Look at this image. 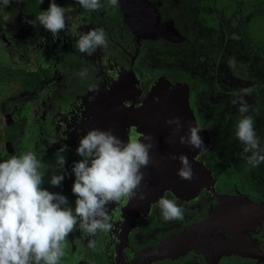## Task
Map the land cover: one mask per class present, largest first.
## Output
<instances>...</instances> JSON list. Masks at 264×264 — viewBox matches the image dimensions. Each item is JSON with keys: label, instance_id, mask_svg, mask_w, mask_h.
Wrapping results in <instances>:
<instances>
[{"label": "rangeland", "instance_id": "obj_1", "mask_svg": "<svg viewBox=\"0 0 264 264\" xmlns=\"http://www.w3.org/2000/svg\"><path fill=\"white\" fill-rule=\"evenodd\" d=\"M195 1L198 2L190 4V8H188L190 15L189 23L193 31L192 35L191 33H183V37L187 40L184 43L185 46H183L185 48H176L174 52L165 54L149 49L145 50L148 56L147 58L142 57L141 62H144L143 64L146 66H153L156 70H154L155 72L153 73H151L152 71L150 73H145V79L143 81L137 80L130 68H117V66H130V60L127 56L129 51L127 52V50L124 49L127 48V38L131 36L123 39L118 38V35H121V31L125 29L122 26L118 28V31H116L117 33L107 34V47L97 48L93 55L89 56L80 53L78 49H76L75 54L78 56L77 58L79 60L76 65L69 67V76L73 78V81L67 83L63 79L59 80L53 87L51 99L56 107L63 109L69 106L70 98L72 97H81L90 94L89 96L94 98L97 92L102 91L105 86L104 83L106 80L104 82L102 79V73H105L108 77L115 78V80L117 76V78H119L118 81L122 80L123 83L126 80L124 79V76L127 75L125 73L132 75L127 79L128 84L124 83L121 91L127 86V89H131L133 93H135L133 100L136 99L137 102L140 98L143 99L142 96L146 88L145 86L148 85L147 83L151 82L156 77L167 75L179 81L182 80L183 83L192 87L187 94V99L189 95L188 104L193 119L202 129L209 133L208 138L210 141L212 139L214 142V147L213 143L211 147H209V150L214 149L215 151L213 162L209 165V169L213 173V189L218 192L216 188L221 187V183L226 184V186L235 184L239 186L240 190L242 189L248 192L247 183H253L254 186H257L259 185L258 179L261 176L264 181V163H261L257 167H252L247 164L244 158L246 154L243 153L244 145L241 144L236 137V124L241 118V114L238 111L239 105H233L232 100L235 98L234 93L244 95L241 90H249L248 94L244 95V99L251 106L247 115L253 117L254 129L260 141V146L264 148V39L255 43L248 35L250 33L251 36L254 38L256 37V39L259 38V36L261 37V28L264 27V19L262 20V18L264 17H260L261 20L260 18L258 20L255 18L264 14V0ZM199 1H207L208 3L199 4ZM76 7H79L81 12L87 11L79 4H77ZM71 8L72 7H70V10ZM154 17H156V15ZM251 19L253 23L250 22ZM156 22V19L155 23H149L144 20L139 24L158 27ZM136 39L146 40V38L141 36H136ZM5 43V41L3 42V36H1L0 32V48L4 46ZM71 59L73 60V57L69 56L67 61L70 62ZM18 63L19 62L16 63L8 60L7 62H0V65L4 66L10 64L11 68L15 69V65ZM108 64L115 65V67L110 66V70H108ZM60 65H58V67L66 71V63H60ZM38 66L44 67V63L39 61ZM52 68L55 70V74L53 78L46 83L45 89L47 87L50 88L56 80L55 77L59 75L58 68L56 66ZM82 69L88 70L87 76L84 78L78 75ZM113 72H115V74H113L114 76L111 75ZM50 75L51 74H49V76ZM107 76L106 78H108ZM93 83L96 84L94 87ZM108 83L111 84L112 82L108 81ZM114 85L115 84H111V86ZM94 88H98V91ZM110 89L111 92L114 90L117 91V89L113 87H109V90ZM109 90H107V93H109ZM104 92L96 97L94 101L90 99L87 101L88 103L85 104V108L88 109V104H90L91 109H88V112L90 111L89 113L87 112L88 115H86L87 113L85 115L83 113L85 117H80V114L77 113V110L85 106L84 103L86 99L84 98L72 104L69 107L71 110L67 112V115L76 120H79V118L82 121L86 120V122H89L88 124L90 126L93 125L99 128H102L101 125L102 123L104 124L106 120H110L111 125L114 124L115 127L119 125L117 128L119 133L122 130L120 126L123 124L125 127H129L125 132L126 134L130 133L131 136H135L131 133L134 131L141 134L137 122L135 125L133 119H130L128 115L121 116L119 107L117 104H114V101H119V104L124 105L125 109H131L134 105L138 106V103L129 104L123 92H115L116 96H112L111 94L110 96L112 97L110 99L106 98ZM45 95L46 91L44 92V97ZM43 100V93H40L37 97H33L32 94L25 93L17 82L0 84V133L14 121L11 116L8 117L3 113V102L10 101L13 103L14 101H19L21 104L27 102V106L23 105L20 111L23 114V118L25 117L26 119V125L21 133L19 156L33 151L34 149L33 152L37 154L38 159H42L46 164L53 165L55 168L54 155L43 154L38 156L39 153L43 151L40 141L41 129L43 132L47 133V136L44 135L43 141H47L54 150H58L62 144L67 145V150L63 153L66 157L64 170L67 172V175L61 186L55 187L50 185L49 179L58 169L48 168L42 187L50 192L64 195L68 200L69 206L74 208L76 197L71 191L74 181V175L71 169L73 163L81 159L75 151L80 136L77 135V139L73 142H68L67 134L64 130L61 132L62 138L56 140L54 136L58 130H55V126L59 125L61 126L59 128H62L63 123L60 125L57 120H53L52 122L48 120V117H51L53 113L49 112L48 107L43 104ZM97 102L100 103L98 104ZM104 110H106V113H111V115H113L115 119L114 122L111 115V119H106L108 116L103 114ZM69 117L68 121L70 120ZM127 117L129 119H127L128 121L125 119ZM79 122L80 121H77L76 123L78 124ZM50 126H52L53 129H51ZM105 127L107 128L104 130L110 129L108 125ZM70 135L72 134L70 133ZM120 136L124 137V131L120 133ZM73 137L74 135L72 139ZM128 139L129 138L124 141L126 142ZM52 141L57 142L52 143ZM7 152H9L8 146L1 144V155ZM142 170L143 168L141 171ZM148 175L149 172L147 171L146 177L141 181V186L137 190V196L141 192L145 194V185L150 180ZM157 178L160 177L156 175L154 181L156 183ZM159 184L161 187L158 186L156 196L149 193L143 200L136 197L130 199V201L137 203L135 209L142 208V205L144 206L148 200L150 201L147 203L145 214L138 212L132 218L133 228L125 235L124 241L125 245L128 246V250L124 245V249H126L124 255L127 256L129 260L136 257L140 253V250L148 243L153 245L157 238V234L160 232H167L170 223L172 224L179 221H165L163 219L161 211L157 206V201L161 197L169 199H171L172 196L176 199L177 197L174 194V190L172 196H170L171 185L169 183L167 184L162 180ZM162 191H167V193ZM205 191L206 190L202 191V196L206 198V201L208 202L210 199L215 201L214 198H211V195ZM159 195L161 196L159 197ZM178 201L182 204L186 203L179 199ZM126 202L127 199L125 198L118 202H112V204H108L109 206L106 205L110 218L109 223L115 217V210L118 209V206L125 205ZM177 204L181 206L179 202H177ZM184 205L183 208L185 209L186 207ZM123 209L125 210V208ZM97 233H99L102 242L105 240L112 244L110 247L109 244L103 243L107 250L110 248L112 252L116 253V255L110 256L113 264H130L126 259L119 260V255H121L122 252L119 250V245L122 244V240L118 243V230L116 233L111 232L110 229L107 232ZM184 233H188V229L172 237L165 238L160 243L163 245L174 241L178 236ZM74 236V233L72 234L71 232L66 238L63 249L64 256L60 264H90L87 256L88 253L79 246H82L84 242L75 239ZM91 239H93V236L87 235V240L89 241ZM160 243L156 247L148 248L150 252L144 250L142 254H145V251H147L148 253L146 252V256H152L153 250L157 249ZM90 252L93 255L95 254L94 257L100 260L103 254L106 253L107 255L112 253L107 252L103 246L98 247V249L90 248Z\"/></svg>", "mask_w": 264, "mask_h": 264}, {"label": "clouds", "instance_id": "obj_2", "mask_svg": "<svg viewBox=\"0 0 264 264\" xmlns=\"http://www.w3.org/2000/svg\"><path fill=\"white\" fill-rule=\"evenodd\" d=\"M13 2L0 0L5 8ZM43 2L39 0L40 4ZM77 2L89 12L104 7L102 0ZM107 3L118 6V0H107ZM8 19L5 16V20ZM37 21L53 38L66 29L64 9L55 0H50L48 8L41 11ZM26 22L33 27L37 25L31 20ZM107 43L104 29L98 28L80 34L76 47L80 53L91 56L97 48L107 47ZM78 75L86 77L87 69H82ZM241 92L247 95L249 90L242 89ZM244 95L234 93L232 100L233 105H239L241 114L236 124V137L244 145L247 164L257 167L264 163V148L260 146L253 117L247 115L251 106ZM166 124L175 126L173 135L182 126L179 117L167 120ZM201 131L203 129L199 125L189 124L187 135H180L178 142L203 150ZM67 147L62 144L54 154L58 171L49 179L52 186H61L67 175L64 170L66 157L63 155ZM152 148L151 135L137 134L125 142L111 129H89L79 139L75 151L81 159L75 161L71 169L74 175L71 191L76 197L74 208L69 206L64 195L42 187L46 172L53 165L38 159L35 152L29 151L0 162V264H60L66 238L78 224L88 236L107 232L111 224L106 205L125 198H145L142 192L137 196V190L144 179L141 169L153 162L150 156ZM171 158L180 160L178 175L181 179H193L187 156L172 155ZM157 206L165 221L184 218L185 209L175 199L161 197ZM88 247L95 249L96 241L89 240Z\"/></svg>", "mask_w": 264, "mask_h": 264}, {"label": "flooded vegetation", "instance_id": "obj_3", "mask_svg": "<svg viewBox=\"0 0 264 264\" xmlns=\"http://www.w3.org/2000/svg\"><path fill=\"white\" fill-rule=\"evenodd\" d=\"M196 2L198 1L118 0V6L113 7L107 3V0H102L104 7H102L99 11L81 12L79 7H76V5L79 4L77 0H68L63 7L65 12V19H66V29L64 31H61L56 38H53L50 32L46 31L42 26H40L37 20H31L37 24L35 27L27 23L26 21L13 22L5 25L3 28L1 27L0 28L1 36H3V42L5 41L6 43L4 46H1L0 48V62L3 63L9 60L19 63L15 65L16 66L15 69L11 68L10 64L4 66L0 65V67L5 70H9L11 72L19 71L27 76L38 74L39 82L35 90L33 91L27 90L23 88L21 85L20 86L25 93H30L33 95V97L34 96L37 97V95L43 93V98H44L43 104L46 105L50 110V108H52L54 104L51 99V92L55 84L61 79L65 80L67 83H71V81H73V78L69 76L68 73H69L70 64L73 62V60L76 62V64L79 60L77 58L78 56L75 54V51L77 49L76 42L79 38V35L84 34L92 29H98V28L104 29L106 35L117 33L116 31H118V28L123 26L125 29L121 31V35H118V38L123 39V38H127L128 36L129 37L131 36L130 38H127L126 41L127 48L124 49L127 50V52L129 51L127 56L129 57L130 60V66H125V67L118 66L119 67L118 69L130 68L131 71L136 76L137 80L143 81L145 79L144 78L145 73L147 72L150 73L151 71H152L151 73H153L155 72L154 70H156L153 66L150 67L146 66L143 64L144 62H141L142 57L147 58L148 56L145 50L149 49L151 51H155L158 53L161 52L165 54L169 52H174L176 48H185L183 46H185L184 43L187 40L185 39V37H183L184 36L183 33H191L192 35V31H193L189 23L190 15L188 8H190V4L192 3L195 4ZM205 3L208 2L199 1V4H205ZM17 5L19 4L13 2L8 7H16ZM70 7H72L71 10ZM154 14L156 15V17H154L155 16ZM155 19L157 20L156 23L158 24V27L155 28H161L163 26L164 27L167 26L169 29L174 30V33L168 34L167 36L165 32L163 34L159 32L153 34V37L147 38L146 40H141V39L137 40L136 35L133 34L130 29L135 28V25H138L139 23H141V21L144 20L149 23L152 22L155 23ZM126 24H128L129 26L127 27ZM166 39H170V41ZM69 56L73 57V60L71 59L70 62L67 61V58ZM39 61L44 63V67L38 66ZM60 63L61 64L66 63L65 66L66 71L63 69L62 71L58 67ZM53 66L54 67L56 66L58 68L59 75L55 77L56 80L53 83V85L50 88L47 87L45 89L46 83L50 79H52L55 74V70L52 68ZM49 74L51 75L49 76ZM106 76L107 75L105 73L101 74V77L104 80V82L107 79ZM13 82H17V81H13ZM13 82H1L0 84L13 83ZM95 85L96 84H94L93 87ZM187 86L189 88L188 90L189 93L192 87L188 84ZM45 91H46V95L44 97ZM89 95L90 94H86L85 96H81V97H72L70 98V102L81 101L84 98L86 99V102L84 103L85 105L88 103L87 101L89 99L91 101L95 100V98H92ZM188 99H189V95H188ZM5 102L10 103V109L14 110V112L13 114H6L3 109V113L6 116L8 117L11 116L14 119L12 123H14L17 119L18 120L23 119L25 121L24 124L25 127L26 119L25 117L23 118L22 116L23 114L20 111L23 105L27 106V102L23 104H21L19 101H14L13 103L10 101H5ZM5 102H3V104ZM85 107L86 105L82 106V108L77 110V113L80 114V117L84 116L88 112V109H91L90 104H88V109ZM88 113L86 115H88ZM77 121H82V120H80L79 118V120ZM207 134L209 133L207 132ZM212 143L214 147V142L211 139V145ZM20 145H21V141H20ZM20 145H19V152H20ZM7 153H10V149L9 152ZM214 153H215L214 149L209 150V153L206 157L208 166L210 165V163L213 162ZM49 169H55V168L53 166L50 167ZM263 182H264L263 177L261 176L258 179L259 185L254 186L253 183H247L248 192H245L242 189L240 190L238 185L232 184L226 186V184L221 183L222 186L216 188L218 190L216 195L218 196V193L221 194L223 192L230 193L232 191H236V192L239 191L238 193H240V195L242 194V196L250 198V200L253 202H257L261 200L264 201ZM197 188H200L198 190V194L201 197L202 191L206 189H204L203 186ZM211 198H214L215 201L210 199V201L207 202L206 198H204L203 196L201 197L202 201L205 199L204 201H206L207 204L210 205V207L215 206L217 203H220V200L218 201V198H216L214 195H212ZM171 199H175L176 202H179L182 207L185 204V203L182 204L180 201H178V198L176 199L174 196H172ZM184 206L186 207L185 208L186 211L184 212V218L182 220H179L178 222H174L172 224L170 223L167 232L158 233L155 242L154 243L152 242L153 245L149 243L145 245L140 250V253L133 259L130 260L127 259V256L124 255V251L126 250L125 249L124 251L121 252L123 253V259H126L127 262H130V264H261L259 260H261V262L264 264V217H262L259 213L256 212H253L254 213L253 216L258 218V225H255V229L253 232V239L258 244L259 243L262 244L263 248L259 245L257 251L249 252L245 250V252L247 253L241 252L244 256H249L248 258L246 257L247 259H243L242 254H235L228 257H221L219 260L210 261L209 259L205 260V258L203 257L204 255L197 254L190 250L183 256L177 257L175 259H164V258L149 259L146 256V254L150 252L149 251L150 248L154 246L156 247L165 238L172 237L181 231L187 230L190 227V225H192L193 222H197L200 218L207 216L206 212L202 214V212L199 210L197 205L185 204ZM110 229H112V227ZM210 235L212 239L208 241L209 243L208 246L212 248L206 249L207 257L210 254H215L217 252L215 249V244L218 243V241L216 239L215 231H211ZM93 239L96 241L95 249H98V247H100L102 244V241L100 240V235L96 234L93 237ZM80 241L84 242L82 246L81 245L79 246L88 253L87 256L90 264H113V261L110 259L112 253H109L107 255L106 253L103 254L100 260L99 258L94 257L95 254L93 255L90 252V248L88 247V242H89L88 240L82 237ZM105 244L110 245L108 241H106ZM126 247L128 250L127 245ZM103 248L107 252H112L110 248L108 250L105 248V246H103ZM142 250L143 251L147 250L148 252L145 251V254H142L143 252ZM250 257H252V259Z\"/></svg>", "mask_w": 264, "mask_h": 264}, {"label": "water", "instance_id": "obj_4", "mask_svg": "<svg viewBox=\"0 0 264 264\" xmlns=\"http://www.w3.org/2000/svg\"><path fill=\"white\" fill-rule=\"evenodd\" d=\"M126 25H127V27L129 26L128 24H126ZM154 28H155V26H144L142 24H138V25H135V28H131L130 30L133 31V34H135L136 36H141V37L147 39V38L153 37V34H155V33L151 32V30H154ZM74 62H72L70 64V66L76 65V63H74ZM110 66L115 67V65L108 64V66H107L108 70H110ZM117 68H119V67L117 66ZM68 74L70 75V73H68ZM113 74H115V72L111 73L112 76H114ZM125 74H127V75L124 76V79H126L124 81V83L128 84L127 79L129 77H131L132 75H129L128 73H125ZM118 79L119 78H117V76H116V80H115V78L109 76L106 79V82L104 83L105 86L103 87V90L100 92H97V94L95 95L94 98L98 97L104 91H105L104 95H106V98H109V99L112 96H116L115 92H120V93L123 92L125 94V97L127 98V102L129 104L138 103V106L134 105L133 107H131V109H125V106L122 104H119V101H117V100L114 101V104H117V106L119 107V112H120L121 116L122 115H125V116L128 115L130 117V119H133V123L135 125L137 122V126L139 127L141 134L151 135V137L153 138V148L150 150V156H151L153 162L151 164H149L148 167L143 168L144 171L142 170V172L144 173V177H146V173L148 171L149 172L148 178H150V180L145 185L144 196L146 197L147 195H149V193H151L150 192V186H152V183H154L156 175H158L160 177V178L156 179V181H157L156 189L158 190V186H160L159 183L163 180L167 184L169 183L171 185L170 195L173 194V190H174L175 191L174 194L176 196L177 191H179V189L184 187L186 184L180 180V177L177 174H174L171 171L172 169L170 170L171 167L176 168V167L181 166L180 160L179 159H172L171 156L172 155H174L176 157H179L181 155L187 156L190 153V151L192 150V147L190 145L180 144L178 142V138L180 135H185V136L187 135V130H188L189 124H191L193 126L198 125V124L193 119L191 109L189 108L188 99H187L188 91H186V90L182 91L181 90L179 95L175 96V95H171V94L166 93L163 89V86L167 82L168 83H178V84H181L182 86H186V84L183 83L182 81H179V80L174 79L172 77H169L167 75L156 77L151 82L147 83L148 85L145 86L146 88L144 89V92H143V96H142L143 99L140 98L137 102L136 99L133 100L135 93H133V91L131 89L130 90L127 89V86L124 87L123 91H121L124 83L122 80L118 81ZM120 79H122V78H120ZM108 81H111L112 82L111 84H115V85L111 86V84H109ZM109 87H113V88L117 89V91L114 90L113 92H111V89L109 90ZM128 88H129V86H128ZM94 89L98 91V88H94ZM107 90H109L108 91L109 93H107ZM111 94H112V96H110ZM124 102H126V101H124ZM74 103H76V102H69V106L65 107L63 109L56 107L53 104L52 108H50V110H49V112L53 113V115L51 117H48V120L50 122H52L53 120H57L60 125H61V123H63L62 128H59V127H61L59 125L55 126V130L56 129L58 130L56 135L54 136V138L56 140H59L62 138L61 132L64 130L66 131V134H67V141L73 142L75 139H77V135L80 137L83 136L89 129H92V127L96 128V129L104 130L105 128H107V127H105L107 125H108V127H110L112 132L115 135H117L123 141L131 136L130 133L129 134L125 133L129 127L127 128V127H125V125L121 124L120 127L122 130L120 131V133H123V131H124V137L123 136L121 137L119 131L117 130L119 125L116 127L114 124L111 125L110 120H106V122H104V124L102 123V125H101L102 128H99V127L93 126V125L90 126L88 124L89 122H86V120L85 121L83 120L84 122L80 121L77 124L76 119L70 118L67 115V112H69L71 110L69 107ZM97 103L99 104L100 102H97ZM104 111H103V114L108 116L106 119H111L110 118L111 113L108 114V113H106V110H104ZM101 112H102V109H101ZM111 116L113 117V115H111ZM68 117L70 119L69 121H68ZM173 117H179L180 121H181V125H182L180 131L178 133H175V135H173V129L175 126L166 124V121L173 118ZM125 119L127 120L128 117ZM46 120H45V122H46ZM114 120L115 119L113 117V122H114ZM50 128L53 129L52 126H50ZM53 132H54V130H53ZM70 133L72 135H70ZM131 133L134 135L139 134V133H136L135 131L131 132ZM202 133L206 134L204 129H203V131H201V135H203ZM44 135L47 136V133L43 132V130L41 129L40 141H41V144L43 147V151L41 153H39L38 156H41V155L46 154V153L54 155L57 152V150H54L48 144L47 141H43ZM73 135H74V137L72 139ZM203 138H204L205 145H207V147H208L209 146L208 141L210 139L208 138V141H207L206 137L203 136ZM36 148H38V147H36ZM168 179H169V181H168ZM211 180L213 181L212 177H211ZM213 183H214V181L210 185L199 184V185H195V187L197 188V187L203 186L206 189L205 192L210 194L211 197H212V195L217 197V195H216L217 192L215 191V189H213V186H212ZM162 192L167 193V191H162ZM156 195L157 194H155V196ZM161 195H159V197ZM149 201L150 200H148L144 204V206L142 205V208L135 209L136 208L135 206L137 203H134L133 201H130V199H127V202L125 205L118 206V209L115 210V214H114L115 217L110 222L111 227H112V229H110V231L113 233H116L117 230L119 231L118 243L121 242V240H122V244L119 245L120 252L125 250L124 248L126 245H125L124 240H125L126 233L133 228L132 218L138 212L141 214H145V210L147 209V203ZM109 204H112V203H109ZM123 208H125V210ZM192 229L188 228V233H184V234L178 236V238L174 241H171L169 243H165L163 245H159L157 249L153 250V255L149 256L148 258L149 259H160V258L176 257L177 255L184 253V251H186L184 249H189V250L190 249H196L198 245H203L200 241H198L196 239ZM73 233L75 235L74 236L75 239L81 240L83 237L87 240L86 233H84L80 229L79 225L72 231V234ZM97 234H99V233H97ZM105 242H106L105 240L102 242L101 247L104 246L103 243H105ZM173 244L181 247V251L180 252L177 251L175 253V252L170 251L171 248L170 249L167 248L166 250L163 249L165 246H169V247L174 246ZM111 245L112 244H110V247H111ZM115 245H113V246H115ZM184 245H186V246L182 250ZM114 255H116V253L112 252V256H114ZM120 259H123V253H121V255H119V260Z\"/></svg>", "mask_w": 264, "mask_h": 264}, {"label": "bare ground", "instance_id": "obj_5", "mask_svg": "<svg viewBox=\"0 0 264 264\" xmlns=\"http://www.w3.org/2000/svg\"><path fill=\"white\" fill-rule=\"evenodd\" d=\"M153 33L167 34L174 33V30L169 29L167 26L161 28H154L151 30ZM165 39V38H164ZM170 41V39H166ZM186 84V83H185ZM163 89L166 93L178 96L182 91H188L189 88L182 86L178 83H166L163 86ZM206 132V131H205ZM203 134V133H202ZM201 135V133H200ZM204 137L208 141V134L204 133L201 135L203 141ZM209 146L211 147V141H208ZM207 145L203 146V150L194 149L190 151L187 155V158L191 164L193 179L185 180L181 179L178 175V169L180 167H171L170 170L177 174L180 177V180L183 181L186 185L179 189L176 193V197L179 200L186 202L185 204L197 205L199 210L203 213H207L206 217L200 218L197 222H193L189 228H193L192 231L198 241L203 245H198L196 249H190L197 254L204 255L205 260L209 259L210 261L219 260L221 257H228L235 254H242L241 252L246 251H257L259 245L262 247V244H258L253 239V232L255 225H258V218L253 216V212L259 213L264 217V201L253 202L248 197L240 195L239 191H232L230 193H218V201L215 206L210 207L206 201H202L200 195L198 194V188L195 185H210L212 183L211 177L213 173L209 169V166L206 161V157L209 153V148ZM157 183H152L150 186V192L155 195L157 192L156 189ZM215 231L216 239L218 243L215 244L216 253L210 254L207 257L206 249L212 248L208 246V241L212 239L210 232ZM228 238V239H226ZM174 245V244H173ZM186 245L183 246L182 250ZM170 249L172 252L181 251L179 246H165L163 249ZM263 248V247H262ZM184 253L177 255L176 257H169L164 259H175L177 257L183 256L186 254L189 249H184ZM161 252V251H160ZM247 253V252H245ZM249 256H244L243 259H247ZM252 259V257H250ZM161 259V258H160ZM261 264V260H259Z\"/></svg>", "mask_w": 264, "mask_h": 264}, {"label": "trees", "instance_id": "obj_6", "mask_svg": "<svg viewBox=\"0 0 264 264\" xmlns=\"http://www.w3.org/2000/svg\"><path fill=\"white\" fill-rule=\"evenodd\" d=\"M67 1L68 0H55V3L63 8ZM14 2L19 5L5 8L2 3H0V28L13 22L37 20L41 11L48 8L50 0H44L42 4L39 3V0H14ZM5 16H8L9 19L5 20ZM260 17H264V14L255 19L258 20ZM263 19L264 18H262V20ZM250 22L253 23L252 19ZM248 35L251 40L258 43L261 39H264V27L261 28V37L259 36V38L256 39V37H252L250 33ZM13 81H17L23 88L33 91L38 85L39 75L33 74L32 76H27L19 71L11 72L0 67V83ZM3 109L6 114H13L14 112V110L10 109V103L8 102L3 104ZM24 124L25 121L23 119H17L14 123L4 128L3 132L0 134V147L1 144L5 143L10 149V153H5L3 155L0 153V162L8 160L12 156H18L21 141L20 133L24 128Z\"/></svg>", "mask_w": 264, "mask_h": 264}]
</instances>
